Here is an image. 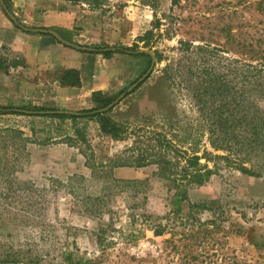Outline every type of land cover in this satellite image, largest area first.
I'll return each mask as SVG.
<instances>
[{
	"label": "rangeland",
	"instance_id": "374dc122",
	"mask_svg": "<svg viewBox=\"0 0 264 264\" xmlns=\"http://www.w3.org/2000/svg\"><path fill=\"white\" fill-rule=\"evenodd\" d=\"M237 1L240 0H162L158 8L159 28L154 27V11L142 0L79 1L100 9L102 28L121 35L122 38L109 47L125 46L136 54L147 49L156 58L155 69L149 78L109 112L116 121H123L129 131L137 134L134 139L138 149L147 148L150 154V145L158 139H165L164 143L175 150L174 154L168 155L175 165L180 152L195 151L203 156L207 151L231 157L209 162L211 169L219 166L218 172L213 173L204 185L190 187L189 200L197 206L189 209L184 203L186 210L191 211L188 215H179L170 201L173 185L157 175V164L152 162L138 168L102 167L93 175L78 146L63 142L64 135L75 136L78 131L85 133L89 144H83V149L88 154L93 152L99 162L110 166L109 159L115 156L131 158L138 153L137 150L133 154L128 152L125 141H113L103 136L95 119L62 122L48 116L0 114V130L20 129L32 140L26 152H21L22 144L18 138L9 139L11 144L7 150L0 143V159L7 154L9 169L14 171L12 165L18 169V181L36 185L39 195L34 200L46 208L42 214L49 226H46V235L62 240V244L57 245L60 253L70 245L68 251L90 258L98 251L96 235H108L114 241L109 247V261L167 264L170 257H165L166 253L162 254L161 249L167 246L166 240L172 235H211V242L200 245L199 250L218 255L223 264H228L234 254L244 262L240 264H264V143L257 150L260 155L254 156L255 163L263 167V174L248 175L238 170L235 157H244L246 149L242 148L234 156L230 151L212 147L210 129L213 127L206 117L208 110H203L205 106L193 97L196 90L191 83V80L202 81L204 74L200 72L206 67L207 60L216 63L217 59L221 61L224 74L232 80L233 76L227 75L230 54L213 50V54L205 56L199 48L204 39L224 44L227 39L224 37L225 28L248 31L249 10L244 3L235 7ZM8 9L12 12V7ZM57 33L79 46L107 49L106 42L97 45L78 43L72 41V33ZM2 59L0 63H3ZM137 59L140 71L123 91L150 67L148 57L140 55ZM231 87L235 90L226 94L228 102L235 96V91L242 92V80H234ZM205 97L210 108L223 104L217 92ZM94 105L91 100L70 108L15 101L0 104V109L7 107L1 109L3 112H13L15 108L37 111L35 107H47L48 110L82 111ZM260 105L264 112V102ZM49 137L52 140H48ZM183 165L184 162L179 169ZM105 188L106 196L97 199L104 196ZM35 228L38 233L31 234L41 235L43 226L38 224ZM15 233L16 241L26 239L23 231ZM48 246L41 244L42 250L52 251L54 247L50 249Z\"/></svg>",
	"mask_w": 264,
	"mask_h": 264
},
{
	"label": "trees",
	"instance_id": "16d2710c",
	"mask_svg": "<svg viewBox=\"0 0 264 264\" xmlns=\"http://www.w3.org/2000/svg\"><path fill=\"white\" fill-rule=\"evenodd\" d=\"M79 2L80 0H72ZM143 4L149 6L154 11L155 28H159L161 21L158 16V8L162 0H142ZM181 1V0H172ZM189 1V0H188ZM8 8H11L9 0H4ZM173 3V2H172ZM244 3L249 10L250 15L248 26L245 33L233 27L224 29L226 42L224 44L213 42L210 39H204L203 46L199 51L207 54H213V50L223 51L231 55L228 62V74L232 80L224 74L220 59L216 63L210 60L206 61V67L200 72L204 74L202 81H192L195 93L193 97L203 104V110H208L207 119L211 122L210 143L216 150H227L236 156L242 148L246 149L244 157L237 155L238 161L236 165L238 170L248 175L263 174V167L257 165L254 156H259L257 151L264 143V112L261 110L260 103L264 102V0H240L235 3ZM153 36V31H150ZM216 43V44H215ZM109 50L96 48L95 51H84L87 53H101L106 58H110L113 53H124L136 57L144 55L149 58V64L152 62L150 54L134 53L125 46L109 47ZM211 49V50H210ZM158 58V54L156 53ZM2 58V57H0ZM206 58V57H205ZM3 60V59H2ZM159 60V58H158ZM7 68L4 62L0 63V69ZM196 77V75H194ZM197 79V77H196ZM242 80L243 90L235 91V96L229 102L226 101V95L229 94L234 80ZM60 84L63 86H81L80 71L77 69H67L60 73ZM205 86V91L202 89ZM123 92V89L120 91ZM218 93L221 97L222 105L210 108L206 95ZM117 96L104 93L102 90L94 91L92 101L95 104L93 108L84 109L85 115L72 116L64 114L54 115H35L48 116L57 118L62 122L73 120L77 122L80 119H95L99 123V129L103 136H107L113 141H125L128 144L127 151L138 153L131 158L122 157V155L111 158L110 165L98 161L95 154H88L83 149V144L87 145L88 139L85 133H78L75 136L64 135L63 142L69 145L78 146L80 152L86 159L85 163L91 170L93 175L102 167H144L152 162L158 165L157 175L166 179L173 188L171 191V205L179 215H188L191 210L187 211L184 203L188 204V208L197 206L190 199V187L202 186L207 182L213 173L218 172L219 166L215 169L209 167V162L213 159H230V155H213L211 152H204L203 156L197 155V152L188 153L180 152L176 157L177 165L173 159L169 158L170 153H175L164 143L165 139H158L150 145V154L148 149L139 150L136 146L135 136L137 134L129 131L128 125L123 121H116L109 115V111L104 113L96 112L106 107ZM211 97V96H210ZM233 104V107H231ZM7 107H2L4 110ZM0 114L12 113L18 115H26L20 112H3ZM38 110H48L47 107H35ZM30 116V115H29ZM61 129V127H59ZM213 136H216L215 138ZM10 138H18L21 142V152H26L28 144L32 140L25 136L20 129L6 128L0 130V143L5 150L8 149ZM48 140H52L49 137ZM234 141V143H232ZM89 144V143H88ZM239 146V147H235ZM7 154L0 159V264H105L109 261V247L114 243L113 239L108 235H96L98 251L90 258L78 256L73 251H68L70 245L65 246L62 253L59 252L57 245L62 244L61 239L55 236L46 235L47 222L43 212L46 210L44 206H39L34 197L39 195L38 189L33 182L21 183L16 177L18 171L16 165H12L14 171L9 169ZM150 156V158H149ZM184 162V165L179 166ZM180 164V165H178ZM249 164V165H247ZM260 168V169H258ZM116 181V178H113ZM170 185V187H171ZM107 188L104 189V196L97 197L103 199L106 196ZM38 205V206H37ZM44 215V214H43ZM42 225L41 235H32L31 232H37L36 225ZM31 225V226H30ZM34 226V227H33ZM32 227V228H31ZM49 227V226H48ZM13 228L14 232H13ZM36 229V230H35ZM24 232L25 240L16 241L17 233ZM212 240L211 235H172L166 240L167 246L161 249V253H166L165 257H170L167 264H223L222 260L216 254H210L205 250H199L200 245H207ZM49 245L48 247L56 250H42L41 244ZM228 264L244 263L239 260L237 255H232ZM108 264H118L119 261L110 260ZM107 264V263H106Z\"/></svg>",
	"mask_w": 264,
	"mask_h": 264
},
{
	"label": "crops",
	"instance_id": "0c3cea01",
	"mask_svg": "<svg viewBox=\"0 0 264 264\" xmlns=\"http://www.w3.org/2000/svg\"><path fill=\"white\" fill-rule=\"evenodd\" d=\"M9 1L20 23L72 33V41L78 43L110 45L122 38L116 31L104 30L99 21L100 9L86 2ZM0 57L7 66L0 69L1 105L19 101L80 106L92 101L94 91L109 95L120 92L140 71V62L132 55L113 53L106 58L101 53L65 45L50 34L25 31L13 23L1 6ZM67 69L80 71L81 86L60 84V73Z\"/></svg>",
	"mask_w": 264,
	"mask_h": 264
},
{
	"label": "water",
	"instance_id": "95a60500",
	"mask_svg": "<svg viewBox=\"0 0 264 264\" xmlns=\"http://www.w3.org/2000/svg\"><path fill=\"white\" fill-rule=\"evenodd\" d=\"M0 4L2 5L5 13L8 15V17L13 21V23H15L16 25H18L19 27H21L22 29H24L25 31H31V32H40V33H44V34H50L52 36H54L56 39H58L60 42H62L65 45L74 47L76 49H80L83 51H95L96 49H91L88 47H83V46H79L76 45L74 43L68 42L66 40H64L56 31L50 30V29H46V28H28L23 26L22 24L19 23L18 19L13 15V13L8 9L7 5L5 4L4 0H0ZM104 51L109 50V48L107 49H103ZM137 53H146V54H150L152 57V62L149 67V69L146 71V73L140 77L136 82H134L127 90L121 92L114 101H112L109 105H107L104 108L99 109L96 112H101L104 113L106 111H109L110 109H112L113 107H115L117 104H119L130 92H132L134 89H136L141 83H143L144 81H146L149 76L153 73L154 69H155V64H156V58L154 56V54L147 49H143L138 51ZM13 111L16 112H20L22 114H26V115H54V114H64V115H72V116H81V115H85L84 112L82 111H72V110H66V109H50V110H28V109H19V108H15L13 109Z\"/></svg>",
	"mask_w": 264,
	"mask_h": 264
}]
</instances>
